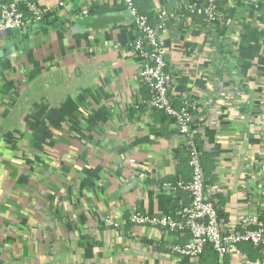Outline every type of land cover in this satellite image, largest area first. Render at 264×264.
<instances>
[{
	"label": "crops",
	"instance_id": "obj_1",
	"mask_svg": "<svg viewBox=\"0 0 264 264\" xmlns=\"http://www.w3.org/2000/svg\"><path fill=\"white\" fill-rule=\"evenodd\" d=\"M194 1L134 0L157 23L160 11L170 13L160 34L170 93L192 104L201 124L206 191L220 219L227 228L255 225L264 221V0H242L215 31L189 11ZM37 2L55 11L50 20L59 26L0 41V264L257 262L249 244L222 260L212 250L184 257L170 247L187 238L124 224L132 212L165 215L188 205L185 191L162 189L190 178L176 155L183 140L144 103L151 95L131 46L137 32L120 0H81L67 23L77 0ZM106 13L122 21L75 27L80 17Z\"/></svg>",
	"mask_w": 264,
	"mask_h": 264
},
{
	"label": "built area",
	"instance_id": "obj_2",
	"mask_svg": "<svg viewBox=\"0 0 264 264\" xmlns=\"http://www.w3.org/2000/svg\"><path fill=\"white\" fill-rule=\"evenodd\" d=\"M27 0H12L10 4L0 0V32L7 29H21L43 23L48 14L54 13L52 9L37 4H28L30 16L19 11L17 4ZM132 15L133 25L138 37L131 44L132 50L143 58L141 70L142 88H146L151 97L144 102L150 112L164 111L170 115L174 122L171 128L183 140V146L188 149L190 165L193 168L192 181L185 183L163 184V191L169 193L185 191L191 197V202L179 208L174 213L165 215H150L142 212H132L124 224L152 227L166 233L178 234L180 238H187L183 244L170 247L173 252L194 259H200L204 253L211 249L222 260L225 256L236 251L242 244L251 245L260 254L257 262L247 264H264V221L259 220L252 225L247 220H240L238 224L226 227L219 216L216 201L207 194V186L201 167L200 153L194 143L195 136L201 131V124L195 123L194 114L187 108L176 109L173 106L174 97L171 95V79L167 50L164 47L160 34L170 19V13L162 10L157 14L159 23L154 26L149 18L139 13L134 0H120ZM242 0H201L189 6L190 12L204 13L208 29L222 26L226 17L236 13ZM262 0H254L258 4ZM249 2V0H245ZM61 2L58 8H63ZM227 8V11L224 10ZM187 106L190 105L187 103ZM264 189V180L261 182ZM119 227V224L115 225Z\"/></svg>",
	"mask_w": 264,
	"mask_h": 264
},
{
	"label": "water",
	"instance_id": "obj_3",
	"mask_svg": "<svg viewBox=\"0 0 264 264\" xmlns=\"http://www.w3.org/2000/svg\"><path fill=\"white\" fill-rule=\"evenodd\" d=\"M81 0H77V4L74 5V10L71 14L66 18V20L62 23H67L75 16V13L78 8V4ZM125 17H131L132 15L130 11H126ZM122 16L119 13H106V14H99L93 16H86L80 17L76 21V28L81 30H96L101 28L110 27L116 23L121 22ZM49 23L54 24L47 26L45 23L24 27L21 29H7L0 32V41L3 40L4 42H11L15 40H22L27 39L30 36H34L39 32H44L48 29H53L54 26L58 27L59 24L57 23L56 19H52ZM61 23V24H62ZM17 44H15V47ZM5 53L10 54V49H4ZM1 56V53H0Z\"/></svg>",
	"mask_w": 264,
	"mask_h": 264
},
{
	"label": "trees",
	"instance_id": "obj_4",
	"mask_svg": "<svg viewBox=\"0 0 264 264\" xmlns=\"http://www.w3.org/2000/svg\"><path fill=\"white\" fill-rule=\"evenodd\" d=\"M11 2H12V0H4V3H6V4H10ZM200 2H201V0H195L193 3H198L199 4ZM37 3H38L37 0H27L26 2L18 3L17 6H18L19 11L22 12L25 16H30L31 12H30V10L28 8V4H37ZM139 13L144 15V16H147L149 18V21H150V23L152 25L156 26L159 23V22L157 23V21L156 22L154 21L152 14H145V13H141L140 11H139ZM202 14L204 15V13H202ZM53 16H54V13L48 14L45 17V19L43 20V23L46 24ZM137 37H138V33H137ZM173 106L176 109L187 108L188 111L191 114H194L195 123L196 124L198 123V119H196L197 115H195V113H194V108H192L193 107L192 104L189 107L187 106L186 103L180 105V104H178L176 99H174L173 100ZM155 113L157 114V116L161 117L160 118L161 121L169 123L170 124L169 126H171V124L174 122V119L170 115H168L166 112H164V111H155ZM171 132L176 134V131L173 128H171ZM194 143H195L196 148L198 149V151L200 153L201 167H202V172H203V176H204V182H205V184L207 186V185H209L211 183V180L209 178V176L211 174L210 173V168L207 167V160H206L208 156L205 153L202 152L201 142L199 141V138L197 137V135L195 136ZM176 155H177L178 158H180V160H181L180 162L184 161L185 163H188L187 165H189L190 178L187 181L179 179V180L175 181V183H177L180 180L184 181L185 183H188V182L192 181V179H193V168L190 166V159H189V156H188V149L185 146H182V148L178 149V151L176 152ZM178 191H182V190H178ZM187 197H188V204H189L191 202V197H190V195L188 193H187ZM248 248L254 250V248L251 245H248ZM209 250H211V249H209ZM209 250H207V251H209Z\"/></svg>",
	"mask_w": 264,
	"mask_h": 264
}]
</instances>
